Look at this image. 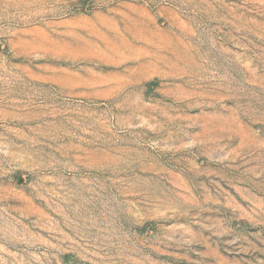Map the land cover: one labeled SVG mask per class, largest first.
<instances>
[{"label": "rangeland", "instance_id": "rangeland-1", "mask_svg": "<svg viewBox=\"0 0 264 264\" xmlns=\"http://www.w3.org/2000/svg\"><path fill=\"white\" fill-rule=\"evenodd\" d=\"M0 264H264V0H0Z\"/></svg>", "mask_w": 264, "mask_h": 264}]
</instances>
